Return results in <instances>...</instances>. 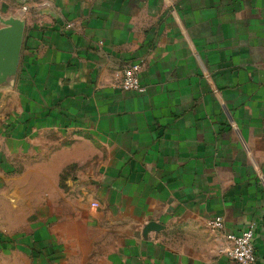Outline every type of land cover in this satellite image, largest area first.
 <instances>
[{"label":"crops","instance_id":"obj_1","mask_svg":"<svg viewBox=\"0 0 264 264\" xmlns=\"http://www.w3.org/2000/svg\"><path fill=\"white\" fill-rule=\"evenodd\" d=\"M18 12V68L0 88V264H63L47 223L70 164L68 220L94 233L75 236L82 264H236L216 215L224 232L251 227L264 264V0H0V18ZM128 63L141 93L120 87ZM55 134L69 145L40 162Z\"/></svg>","mask_w":264,"mask_h":264},{"label":"rangeland","instance_id":"obj_2","mask_svg":"<svg viewBox=\"0 0 264 264\" xmlns=\"http://www.w3.org/2000/svg\"><path fill=\"white\" fill-rule=\"evenodd\" d=\"M21 4V3H20ZM22 8V13L24 14L27 12V8L23 9V6H20ZM21 12H18L16 14L11 13L9 16L18 17L24 20L23 15ZM6 18V17H5ZM25 21V20H24ZM50 142L49 148H46V144H44V148L41 150V153L38 158L40 162H46L48 158V153L55 151L61 147L68 146L69 141L66 139H62V137H58L55 135L48 136ZM36 155V154H35ZM32 153L28 152L24 154L21 158L17 159L16 165L17 170H21L25 166H29L31 163ZM86 167H89V165H86ZM77 169L78 167L75 164L68 165L59 175V182H58V189L56 193H53L54 197V206H55V213H54V221L51 223H47L48 227L51 229H54L55 234H53L54 239L53 243L59 244V250H64L66 256L62 257L59 256L57 260L60 262L62 261L63 264H82L85 259L90 260L93 259V257L85 258L83 256V253L81 250H84L85 247L83 245V242L80 240H75V236L80 238L79 233H84L86 235L94 237V233L92 230H86L83 227H78L72 220H68V214L73 215L77 211L75 208V205L73 203V197L76 196V191L73 189L74 185H76L79 177L77 176ZM71 180L72 183H75L73 187L69 185V181ZM64 193V195H63ZM71 198V200H70ZM70 202V203H69ZM69 203V204H68ZM23 215L25 218L31 214L30 208L25 204V200L23 202ZM92 206V204H91ZM93 207V206H92ZM40 212L42 211L45 213L46 207H41L40 205ZM51 223V224H50ZM73 239L69 240V238ZM91 246H94L92 243H89ZM47 246L42 247L40 245L39 250H46ZM26 262L31 263L32 259L31 257L27 255H23L22 257ZM13 262L12 256L8 255L7 257V263L10 264ZM33 263V262H32Z\"/></svg>","mask_w":264,"mask_h":264},{"label":"built area","instance_id":"obj_3","mask_svg":"<svg viewBox=\"0 0 264 264\" xmlns=\"http://www.w3.org/2000/svg\"><path fill=\"white\" fill-rule=\"evenodd\" d=\"M140 63H128L122 69L120 87L124 91L141 93L145 87L140 83ZM97 206V203H91ZM210 230L220 232L224 243L219 245L218 252L233 260L236 264H255L256 254L251 227L240 233L224 232V218L220 215L207 219Z\"/></svg>","mask_w":264,"mask_h":264},{"label":"water","instance_id":"obj_4","mask_svg":"<svg viewBox=\"0 0 264 264\" xmlns=\"http://www.w3.org/2000/svg\"><path fill=\"white\" fill-rule=\"evenodd\" d=\"M0 88L14 81L23 42L25 21L9 16L0 18Z\"/></svg>","mask_w":264,"mask_h":264}]
</instances>
